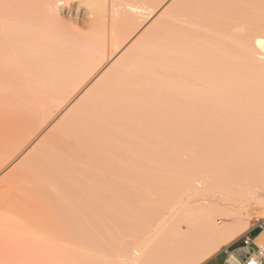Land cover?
<instances>
[{"label": "bare ground", "instance_id": "bare-ground-1", "mask_svg": "<svg viewBox=\"0 0 264 264\" xmlns=\"http://www.w3.org/2000/svg\"><path fill=\"white\" fill-rule=\"evenodd\" d=\"M158 1L0 0V264L102 256L107 227L146 216L153 244L116 264L203 263L247 230L264 0ZM194 143L209 175L183 160Z\"/></svg>", "mask_w": 264, "mask_h": 264}, {"label": "rangeland", "instance_id": "rangeland-1", "mask_svg": "<svg viewBox=\"0 0 264 264\" xmlns=\"http://www.w3.org/2000/svg\"><path fill=\"white\" fill-rule=\"evenodd\" d=\"M161 1H163V0H161ZM161 1H160V4L162 3ZM158 2H157V4L159 5ZM170 2H171V0H169V1L165 0L160 7L163 8L164 7L163 4L167 6ZM63 16L68 19L69 24L71 23L70 24L71 27L75 26L74 28H76L78 25L81 26L82 20L80 22V18L79 17H76L75 15H73V14L67 12V11L64 12ZM163 20L164 19L162 18L161 21H163ZM161 21H160V24H161ZM75 22H76V25H75ZM158 24H159V22H158ZM142 29L143 28H141V27H139L138 30L134 29V30H136V35L138 33H140L142 31ZM131 35H132V37L131 38L128 37V39H127L128 41L126 40L127 42L124 43V45L122 47H120L116 51L114 56H116V54H118L121 51L122 48H125L124 46H127L129 44V42L134 38V36L136 37L135 33H131ZM128 57L129 56L124 58L125 61H123L124 59H122L121 64H123V63H124L123 65H126V63L129 64V60L128 59L131 58V57H129V58ZM131 60H132V58H131ZM130 63H131V61H130ZM121 64H120V66H121ZM116 68H118V66L114 67V71L112 69V71H110V73L107 74L108 77H112V78H108V79L113 80V78H116L117 75L122 71L120 69V72H119V71H117ZM119 68H118V70H119ZM121 68H122V66H121ZM115 71H116V73H115ZM113 72H114V75L112 74ZM115 74H117L116 77H115ZM120 75H122V74H119V76ZM106 76L103 78V80H101L99 82V85L97 84V86H99L100 89H101V86H104L102 83H104V82H105V84L106 83H108V84L110 83V80L107 81ZM95 89H96V86H95ZM97 89L100 90L99 88H97ZM53 122L54 121H51V123L49 122L48 124L45 123L46 125L43 124L44 128L42 129V133L38 134L39 138L41 136H43L48 131V127L52 126ZM41 134H43V135H41ZM38 136H36L35 139L32 140L33 144H30L29 146L34 145V143L36 142L35 140L39 139ZM27 148H29V147H27ZM25 150H24V152H25ZM185 153L186 154H184L183 160L185 159L186 162H187V160H188V162H191V161L192 162H198V160H199V162L202 163V166L200 168L201 170L198 171V173L203 174V175H209L210 174V169H213L214 164L212 162H209V161L204 162V161H202V159H200V157H199V155L197 153L196 143H194V145L188 146L187 149L185 150ZM171 168L168 170L167 175L174 176V177L180 176L183 173V170H184L183 168H173V167H171ZM181 171H182V173H181ZM251 179H253V181L255 183H253V181H252V185H251L250 184L251 180H250V181L247 182V186H248V184H250L252 186V189L255 187L254 188L255 190L253 189V192H252L248 188V191H251L253 193V196H252V193L250 194L251 200H252V198L255 195H256L255 196L256 197V201H257V197L259 198L258 199V204L259 205L255 203V200H254V203H251V201L248 199V197L250 198V196L247 197V200L250 201V213H251L250 219L248 221L249 225H248L247 230L243 234H241L238 238L233 239L230 242L219 246L218 249H217L216 254L211 259H209V260H207V261H205L203 263H196V264H223L224 263V259H225V256L223 255V250H224L225 247L224 248H222V247L225 246V245H229L230 246L231 244H233L237 240L241 239L249 231L251 226L257 221V219L264 218V203H262V201H264L263 200L264 199V179L262 178V179H260V181L258 180V183L256 181L257 179H255V180H254V178H251ZM250 185L248 187H250V189H251ZM258 185H259V187H258ZM246 187H245L246 190L244 189L245 192L243 191L242 195H243V193H244V195L246 194V191H247ZM255 191H256L257 194L254 193ZM247 194H249V192H247ZM246 195H245V197H246ZM245 197H243V198H245ZM255 197L253 199H255ZM260 199H262V201H260ZM252 202H253V200H252ZM148 217L149 216H146L140 222V224H137V225L132 226V227L131 226H126V225H123V224H120V223L117 224V225H112V226L107 227L106 228V232H105V236L103 237V239L100 242L102 247L105 250V253L102 256H95L92 252H90L84 258L76 259L77 261L75 260V264H116L117 256H118L119 252H121L122 249L126 248V249H129L131 251L134 248H140L142 246H146V245H150V244L152 245L153 241H152V238H151L152 236H151V233H150L151 226L149 224V221H148L149 218ZM141 224L143 226H140ZM258 233H259V230L255 229V230H252V232L248 236L251 237V238H254V237H256L258 235ZM260 240H262V239H260Z\"/></svg>", "mask_w": 264, "mask_h": 264}, {"label": "built area", "instance_id": "built-area-1", "mask_svg": "<svg viewBox=\"0 0 264 264\" xmlns=\"http://www.w3.org/2000/svg\"><path fill=\"white\" fill-rule=\"evenodd\" d=\"M251 228L258 229V235L250 238L245 234L241 239L225 247L223 264H264V218L257 219ZM260 237L262 240L259 241Z\"/></svg>", "mask_w": 264, "mask_h": 264}, {"label": "crops", "instance_id": "crops-1", "mask_svg": "<svg viewBox=\"0 0 264 264\" xmlns=\"http://www.w3.org/2000/svg\"><path fill=\"white\" fill-rule=\"evenodd\" d=\"M251 232H252V228H250L249 231L246 234L249 235Z\"/></svg>", "mask_w": 264, "mask_h": 264}]
</instances>
